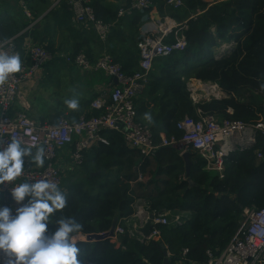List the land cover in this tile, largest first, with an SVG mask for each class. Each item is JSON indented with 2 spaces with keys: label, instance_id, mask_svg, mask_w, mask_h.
<instances>
[{
  "label": "trees",
  "instance_id": "trees-1",
  "mask_svg": "<svg viewBox=\"0 0 264 264\" xmlns=\"http://www.w3.org/2000/svg\"><path fill=\"white\" fill-rule=\"evenodd\" d=\"M162 1L167 4L168 0ZM184 2L186 7L181 10L187 9L192 16L196 15L189 20L185 31L188 47L155 62L142 95L149 106L153 105L150 111L149 106L144 107V113L152 115L153 123L140 121L150 126L157 142L161 141L162 134L181 138L183 132L178 129V122L186 117L197 119L199 111L215 115L219 120L246 123L257 121L262 114L264 0H226L211 6L202 0ZM92 7L97 17L104 20L97 7ZM60 8L73 21L68 6L62 3ZM115 20L104 21L114 23ZM225 42L235 45L219 54L217 49ZM193 78L218 84L227 96L195 101L188 87ZM95 115H98L96 110L86 116ZM106 135L110 145L99 147L92 160L102 173L92 176L89 172L79 182L63 183L68 204L61 212L54 213L49 230L55 231V221L63 215L73 216L83 225L82 235L109 231L115 218L132 214L136 196L130 181L146 171L155 178L148 185H138L148 188L144 191V199L150 203L151 210L167 209L174 214H187L188 218L179 226L160 225V239L146 243L128 234L119 238V247L111 239L77 242L80 264H164L166 258L168 264H208V251L215 255L221 253L237 234L244 210L264 208V138L261 136L252 148L233 154L222 179L204 171L202 158L190 152L196 159L191 172L195 182L192 186L184 180L185 161L175 147L161 148L152 160H144L139 151L127 145L120 133ZM258 152L262 153V159H258ZM138 160L143 167L135 171ZM160 174L166 179L159 181ZM185 249L189 250L186 255L183 254Z\"/></svg>",
  "mask_w": 264,
  "mask_h": 264
},
{
  "label": "built area",
  "instance_id": "built-area-1",
  "mask_svg": "<svg viewBox=\"0 0 264 264\" xmlns=\"http://www.w3.org/2000/svg\"><path fill=\"white\" fill-rule=\"evenodd\" d=\"M17 1L30 16L28 0ZM221 1L226 0L217 2ZM55 2L57 5L65 3L73 13L75 23L91 26L100 41L107 44L114 23L99 19L88 0ZM167 5L178 10L185 7V2L168 0ZM153 8L151 0H131L127 7L119 9L117 19L132 16L136 11H151ZM187 29L188 26H182L180 23L166 26L160 22L156 31L144 35L137 45L140 56L139 69L132 74L126 73L123 66L109 53H105L96 61L91 60L83 52L74 56L61 54L67 63L82 71L103 72L116 82L96 91L97 95L91 107L98 111V115L91 117L83 115L76 121L63 115L56 123H40L30 118L25 110L18 112L14 109L20 86L51 61L55 53L43 45L31 42L24 46L25 54L22 57L15 38H0V51L8 54L19 53L22 61L21 71L12 74L0 85V142L6 147L11 139L20 138L26 142V146L33 149V152L41 147L44 149L43 167L31 168L26 165L23 174L15 181L0 185V207L7 206L14 212L19 205L11 197V188L26 181L47 179L57 183L63 190L64 178L59 164L61 153L69 147L70 168H80L85 164L88 150L96 145H110L106 135L110 132L120 133L127 145L139 151L143 159L156 156L164 147H175L182 156L187 152H195L204 162V171L213 172L219 178H224L227 163L233 154L239 150L252 148L258 136L264 138V100L260 119L253 123L234 119L219 120L215 115L199 111L197 119L186 117L178 122L177 127L183 132L181 138L163 135L159 142L155 140L150 126L138 120L137 116V101L146 90L155 62L159 58L187 49L188 40L185 34ZM178 30L183 32L179 33L174 41H168V37ZM257 157L262 159V153L258 152ZM145 180L146 175L139 173L136 179L130 181V185ZM132 208L130 216L118 220L115 237L111 238L112 242L119 246H121L119 238L126 234L142 243L160 239V225L179 226L188 218L187 214H174L167 209L152 211L150 203L140 197H134ZM149 221L152 222V227L151 234L147 237L143 229ZM188 252L189 250L185 249L183 254L186 255ZM208 255V264H264V208L245 209L241 227L230 243L221 253L215 255L208 251ZM4 259L0 255V264H4Z\"/></svg>",
  "mask_w": 264,
  "mask_h": 264
},
{
  "label": "crops",
  "instance_id": "crops-1",
  "mask_svg": "<svg viewBox=\"0 0 264 264\" xmlns=\"http://www.w3.org/2000/svg\"><path fill=\"white\" fill-rule=\"evenodd\" d=\"M55 1L28 0L29 16L17 0H0V37L15 38L22 52V57L25 54L24 46L31 42L43 45L55 53L51 61L47 62L32 78L24 81L20 86L19 97L14 107L15 111L18 112L25 110L30 118L40 123H56L63 115H66L72 121H76L83 115H91L94 112L91 103L97 95L96 91L102 87L111 86L116 82L103 72L82 71L80 68L67 63L60 56L61 54H73L80 51L85 53L91 60L96 61L105 53H109L115 61H118L124 67L127 73H132L139 68L140 56L137 44L140 41L142 28L145 25L148 26L149 31L147 34H152L154 30H150V25L155 22L157 14L160 15L161 22L166 26H172L174 23L188 26L189 20L193 18L192 12L187 9H180L181 11L177 12L171 5L163 3L162 0H157L159 3L156 2L157 4H155L153 2L154 8L152 10L146 11L149 15L148 23L143 21L144 14L141 11H136L132 16L117 19L119 9L127 7L131 0H88L91 5L97 7L104 20L114 21L117 19L114 22L110 39L105 44L100 41L91 26L73 22ZM202 1L205 5L211 6L218 0ZM182 32L183 30L174 32L167 40L174 41L177 35ZM230 43L225 42L222 44L226 48ZM234 45L235 43L232 42L229 49H221L220 52L218 51L219 54L229 51ZM201 83L202 81L197 79H190L188 82L193 99H195L194 92L197 93L199 89L203 88ZM207 88H213L214 90V92L208 93L203 88L208 93V96L210 94H213L216 98L227 96V93L217 84L213 83L212 87ZM142 97L137 101V116L138 120L144 121V107L149 106V104L144 101V96ZM72 98L79 99L80 106L76 111L68 109L64 103L66 99ZM152 106L148 107L149 111ZM163 135L166 136L162 134L161 138ZM101 146L96 145L86 153L85 163L93 170L92 175H100L102 173L92 164V160ZM69 150L70 148L67 147L60 156L59 164L62 173L64 169L70 168ZM150 159L152 160L153 158ZM190 160L189 177L192 178L191 172L196 164V159L190 154ZM139 161L138 166L136 165L134 168L135 171L140 169L141 162ZM26 165L31 168H40L27 159L24 166ZM144 175H146L147 180L131 186L132 191L135 192L134 196L142 199H144V191H147L148 188L144 189V186L139 187L138 184L148 185L155 178L149 171L144 172ZM157 177H159V181L166 179L164 174H160ZM184 180H188L186 161ZM160 183L162 184V182ZM79 236L86 237L82 234H79ZM83 241H86V238ZM117 246L119 247V245Z\"/></svg>",
  "mask_w": 264,
  "mask_h": 264
},
{
  "label": "clouds",
  "instance_id": "clouds-1",
  "mask_svg": "<svg viewBox=\"0 0 264 264\" xmlns=\"http://www.w3.org/2000/svg\"><path fill=\"white\" fill-rule=\"evenodd\" d=\"M22 69L19 53L0 51V85ZM264 87V85H262ZM68 109H79V99L64 101ZM144 119L153 123L150 113ZM26 159L44 166V149L35 152L20 138L5 147L0 142V185L11 184L23 174ZM11 197L19 205L13 212L0 207V255L4 264H80L77 246L83 225L73 216H60L55 231L49 223L56 212L67 207L68 194L51 180L26 181L11 188Z\"/></svg>",
  "mask_w": 264,
  "mask_h": 264
},
{
  "label": "water",
  "instance_id": "water-1",
  "mask_svg": "<svg viewBox=\"0 0 264 264\" xmlns=\"http://www.w3.org/2000/svg\"><path fill=\"white\" fill-rule=\"evenodd\" d=\"M141 13L144 14L143 16V21L145 23H148L149 22V15L146 13L145 10H142ZM160 15L157 14V16L155 17V22L150 25V30H154L156 31L157 28H158V24L161 22L160 20ZM149 31V27L148 26H144L142 28V34L140 35V39H142L144 37V35H146ZM212 84L211 82L207 83L204 85V87H212ZM211 95V94H210ZM216 97V96H214ZM207 98L205 99H202V100H206ZM196 100V99H195ZM185 161H186V164H187V176H188V181L191 183L192 186L195 185L194 181L192 180V178L189 177L190 175V169H191V160H190V153L187 152L183 155ZM153 217V215L151 216ZM118 224V218H115L114 221H113V224H112V227L111 229L107 232V233H104V234H90V235H87L86 236V242H93V241H102V240H107V239H111L113 237H115V229H116V226ZM151 227H152V222L149 221L145 228L143 229V233L148 237L150 236L151 234ZM166 254L168 255V252H166ZM169 263V260L168 258L165 259L164 261V264H168Z\"/></svg>",
  "mask_w": 264,
  "mask_h": 264
},
{
  "label": "rangeland",
  "instance_id": "rangeland-1",
  "mask_svg": "<svg viewBox=\"0 0 264 264\" xmlns=\"http://www.w3.org/2000/svg\"><path fill=\"white\" fill-rule=\"evenodd\" d=\"M232 43V42H231ZM231 43H230V45H231ZM227 46L226 48H225V45L224 44H222V46L220 47V48H218L217 49V52L219 51L220 52V50L221 49H229V47H231V46ZM232 49V48H231ZM218 52V53H219ZM194 79V78H193ZM198 80V79H197ZM207 83H209V82H203L202 81V83H201V87L203 86L204 87V85L205 84H207ZM214 84H216V83H214ZM218 85V84H217ZM200 88V87H199ZM194 96H195V101H197V102H199V101H201L202 99H205V98H207V97H212L213 96V94H211L210 96H208V93L203 89V88H201V89H199V91L197 92V93H195L194 92ZM69 165H70V162H69ZM93 170H91L90 169V167H88L87 165L86 166H82V167H80V168H73V169H71V168H69V169H64L63 170V178H64V184H66V183H68L69 182V184L72 182V181H75V180H77L78 182L80 181V179H82V178H86L87 177V175L89 174V172H91V173H93L92 172ZM209 174H212V175H215V173H213V172H208ZM99 174H97V175H92V176H98ZM65 186V185H64ZM86 237H84V236H79V238H78V241L77 242H80V241H83L84 239H85ZM81 239H83V240H81Z\"/></svg>",
  "mask_w": 264,
  "mask_h": 264
},
{
  "label": "bare ground",
  "instance_id": "bare-ground-1",
  "mask_svg": "<svg viewBox=\"0 0 264 264\" xmlns=\"http://www.w3.org/2000/svg\"><path fill=\"white\" fill-rule=\"evenodd\" d=\"M202 87H203V86H202ZM203 88H205V89L208 91V93H212V92H214L213 88H211V89H208L206 86H205V87H203Z\"/></svg>",
  "mask_w": 264,
  "mask_h": 264
}]
</instances>
